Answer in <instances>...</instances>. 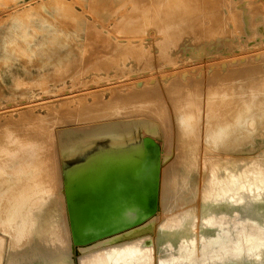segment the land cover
Wrapping results in <instances>:
<instances>
[{
    "label": "bare ground",
    "instance_id": "6f19581e",
    "mask_svg": "<svg viewBox=\"0 0 264 264\" xmlns=\"http://www.w3.org/2000/svg\"><path fill=\"white\" fill-rule=\"evenodd\" d=\"M174 1L155 42L164 35L165 48L177 47L169 49L172 68L163 70L165 81L190 64L181 72L182 84L167 92L145 89L148 84L137 88L140 83L111 86L101 96L91 91L89 103L80 94L74 110L63 109L69 125L63 133L25 129L2 141L27 146L11 148L4 171L10 178L0 180V227L12 232L9 243L0 237V264H264V79L253 85L254 76L244 71L225 82L223 73L231 65L264 62L262 54L230 58L235 49L252 52L251 46L264 44V2L243 0L231 10H215L221 18H207L189 0ZM157 14L155 23L161 21ZM130 37L115 41L131 44ZM203 56L213 59L208 64L214 63L217 74L203 87L195 80L185 84L196 66L188 61ZM169 92L170 106L158 102ZM139 98L149 102L147 116H96L109 103ZM201 106L206 114L199 131ZM24 113L7 123L21 125ZM168 161L170 182L162 176Z\"/></svg>",
    "mask_w": 264,
    "mask_h": 264
},
{
    "label": "rangeland",
    "instance_id": "374dc122",
    "mask_svg": "<svg viewBox=\"0 0 264 264\" xmlns=\"http://www.w3.org/2000/svg\"><path fill=\"white\" fill-rule=\"evenodd\" d=\"M5 1L7 2L6 4ZM53 1L55 3L52 2V0H0V180L10 178L9 175L4 174V171H6L5 165H8L9 162L12 161L11 148L16 150L20 147L26 148L27 146L24 145L25 143L22 142V140H20L21 142H16V144H13L11 147L2 141L7 138H15L22 132H27L25 129H29L28 131L39 130V132L47 133V136H53L55 133H63L62 128L69 127L68 124H64L66 110L63 109L68 108L74 110L76 105L75 101L79 102L80 94H86L87 96L84 98V101L85 103H89L93 91H99V95L101 96L103 95V88H113L119 85L122 86L126 83L132 84V86L136 83H140L137 88L145 87V85L148 84V87L146 86L145 89L152 88L161 92H163L164 89V91L167 92L171 91L172 87L177 84L183 83L181 72H184L186 69L190 70V68H188L190 64L184 63L182 65V67L186 68L184 71L177 70L174 72V76L167 75V77H169L167 81L163 79V72L165 73L169 68H172V66L170 67V65H168V63H171L168 61L170 56L168 54L169 49L172 51L174 49L175 51L177 47L165 48L163 45L164 35L160 37L161 41L156 43L155 34L157 33L156 28L164 26V20L166 19L165 15L172 10L175 4L174 0H72V2L71 0H57L59 4H56V0ZM73 1L76 3H73ZM188 2L191 8L200 9L204 15H208L207 18H211L212 16L221 18V16H216V11L221 12V10H225V8L231 10L234 5L239 7V5L243 3V0H189ZM263 2L264 0H260L259 4ZM69 7L71 10H69ZM79 7H82V10ZM156 12L159 16L158 20L161 21L155 23L152 20L155 19L154 13L156 14ZM62 24H64V26ZM153 24L157 26L155 27ZM70 25L72 26L70 27ZM131 35L133 37L130 38L134 44L119 45L120 42L117 41V43L115 41L116 39L124 40L125 37ZM150 36L153 39L150 38ZM143 37L144 39L150 40L145 39L140 44L138 41L140 38L143 39ZM146 41L148 46H145ZM250 48L252 52L248 51L247 47L235 49L230 54V58H232V56L239 58L245 55L252 58L254 54L255 56L260 54L259 56L261 58L262 55L264 56V44L262 46H251ZM255 51H258V53H255ZM235 52H239L240 54H236ZM210 60L213 59L203 56L200 60L195 59L188 61L192 63L193 66L196 64V66H194L195 69L193 68L189 73V77L187 74L185 84H190L191 81L193 83V80H195V84H197L196 81H200L199 84L203 87V85H206L205 83L208 82L209 77L211 78L210 80H213V76L217 74V70L213 66L214 63H211L212 66L208 64ZM248 63L250 62L239 63L237 65L235 64V66L231 65L230 68H226L225 71L227 72H223L226 74L224 81H232V77H234L235 74L240 75L244 71L245 76H254L249 78V80H255L253 81V85L260 79H264V62L261 63V60L257 59L255 63ZM160 66L161 68H159ZM208 66L209 68H207ZM173 67L179 68L181 65L176 64L173 65ZM231 67H234V71L232 72ZM137 68L139 71H137ZM141 70L144 72H140ZM253 73L255 74L253 75ZM150 74H152L154 78L151 79L148 77ZM17 75L20 77L18 78ZM115 75L116 78L114 77ZM244 79L240 80L239 83L242 84V82L246 80ZM159 81H161L162 84H160L161 82ZM168 81H170V83ZM85 83L88 85L84 86ZM163 83H165V85L167 84V87ZM85 91L87 92L85 93ZM126 93L123 92L122 94ZM108 96L109 95L106 94L104 98L107 100L109 98ZM165 96H162L163 99L159 98L158 102L170 106L172 103L171 100H173L171 99L173 93L169 92V94ZM69 101H72L71 103H73V106L68 104ZM147 103L149 102L140 98L132 102L129 100L125 102H112L109 103L107 110H105L106 112L95 111L96 114H98L94 115L98 117L102 116L101 118H104L103 120L105 121L127 118L126 116H128V118L134 117L135 115L147 116L146 114L149 111ZM65 105L68 107H65ZM50 108L53 110L50 111ZM140 108L144 109H142L143 112L140 111ZM201 108L202 106L199 112V131L203 128L202 120H205L203 117H205L206 114V108ZM77 110H79V108ZM132 111H134V113ZM170 112L168 120H173L176 115L174 111L172 112V110H170ZM4 113L6 115H4ZM7 113L10 115L8 114L9 116H7ZM21 113H24L25 122L20 125V123L17 124L16 122L18 120L17 114L19 115ZM13 114H15V117ZM113 114H116L118 117H111ZM51 115L53 118H51ZM10 116L15 119H11ZM7 118L13 121V123L16 121L15 124L17 125H15V127L10 126V124L7 123V121H9ZM20 119L21 117L19 120ZM34 126L37 128L35 129ZM42 126H44L45 129ZM173 128L176 133L178 126L176 127L175 124H173ZM22 129L25 131H22ZM62 137L63 140L69 139L67 135H62ZM199 138L201 140V136H199ZM154 139H156L158 145L161 146L164 158L165 150L162 148L164 146L162 139H159L158 134L154 136ZM168 164H170V161L163 167L162 176L166 179L169 178L168 180L170 182L171 176L168 174ZM187 223H189V219ZM11 234L12 232H10L9 235L6 233V230L0 227V237L4 239L6 243L11 242Z\"/></svg>",
    "mask_w": 264,
    "mask_h": 264
}]
</instances>
